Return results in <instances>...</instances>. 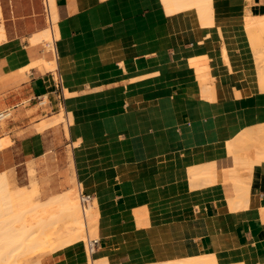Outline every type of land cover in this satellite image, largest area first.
<instances>
[{
	"label": "crops",
	"instance_id": "crops-1",
	"mask_svg": "<svg viewBox=\"0 0 264 264\" xmlns=\"http://www.w3.org/2000/svg\"><path fill=\"white\" fill-rule=\"evenodd\" d=\"M54 2L53 47H27L3 28L0 172L18 161L56 168L45 199L91 178L83 191L96 203L100 241L91 257L102 264H264V42L253 46L244 20L264 17V0ZM28 28L30 39L44 17ZM51 149L54 161L44 156ZM88 257L77 241L40 264Z\"/></svg>",
	"mask_w": 264,
	"mask_h": 264
},
{
	"label": "bare ground",
	"instance_id": "bare-ground-1",
	"mask_svg": "<svg viewBox=\"0 0 264 264\" xmlns=\"http://www.w3.org/2000/svg\"><path fill=\"white\" fill-rule=\"evenodd\" d=\"M184 1V0H183ZM186 1V0H185ZM192 1V0H191ZM199 1V0H198ZM202 1V0H201ZM190 2V1H188ZM195 2V1H194ZM54 0H53V7L55 9V4H54ZM201 3V2H200ZM232 3V2H231ZM199 4V3H198ZM202 4V3H201ZM245 6V5H244ZM46 7H47V11H45V15H46V19L49 23L48 27L34 35H32L30 37L31 42H36L38 40H44V43L47 46H51L53 47V42H54V38L57 37V26H56V20H57V14L55 13L54 15V20H53V16L51 17V12H50V4H49V0H46ZM178 8V7H177ZM205 8V7H204ZM176 9V8H175ZM180 9V8H179ZM211 9V8H209ZM244 11L246 10L243 9ZM210 11V10H209ZM57 12V11H56ZM208 13V12H207ZM212 13V12H211ZM185 14V13H184ZM203 14V13H201ZM247 14V13H244ZM204 15V14H203ZM206 15V12H205ZM0 16H1V11H0ZM242 16V14H241ZM206 17V16H205ZM244 17V16H243ZM201 18V15H200ZM230 18V17H229ZM240 18V17H239ZM218 19V18H217ZM242 20V18H240ZM205 20V19H204ZM231 20V19H230ZM245 20V26L246 25H254L257 28L260 29H264V17H251V16H247ZM207 21V20H206ZM214 21V20H213ZM216 21V20H215ZM233 21V20H232ZM235 21V20H234ZM200 22V21H199ZM203 22V21H202ZM205 22V21H204ZM203 22V25H204ZM212 22V21H209ZM208 22V23H209ZM238 22V21H237ZM213 23V22H212ZM211 23V24H212ZM215 24V23H214ZM212 24V25H214ZM228 24V23H226ZM202 26V23L201 25ZM220 27V26H219ZM53 29L56 30V34L54 36L53 34ZM162 31V30H161ZM4 31H3V26L0 23V41L2 39H4ZM250 36V35H249ZM251 40V43H254V41H252L251 36L249 37ZM259 39V38H257ZM258 43V42H257ZM224 52V51H223ZM226 52V51H225ZM225 56V55H224ZM226 58V57H225ZM204 63V62H202ZM46 67L49 69H55L57 67V64L52 61V62H48L46 64ZM67 69V67L65 66V63L62 62L61 66H60V71L63 72ZM260 71V70H259ZM264 71L261 69L260 73ZM258 72V71H257ZM258 74V73H257ZM262 74V73H261ZM264 75V74H262ZM260 76V75H258ZM262 77V76H261ZM262 81H264V78H261ZM213 90V89H212ZM215 92V91H214ZM227 93V90L226 92ZM227 95V94H226ZM225 95V96H226ZM8 111L2 112V116H0V119L2 118H6L8 116ZM69 116L71 118V115L69 113ZM63 119V118H62ZM68 132V131H67ZM261 136H264L260 133ZM242 136V135H241ZM6 137V136H5ZM254 137V135H251V138ZM2 138V137H1ZM6 138L3 137V140L0 139V147L2 145H4L7 142H9V139H7L5 141ZM79 139V138H78ZM244 140H247L245 138H243ZM256 143L255 139L252 138ZM241 137L239 138L238 142L241 143ZM261 140H264L261 138ZM237 142V141H234ZM237 142V143H238ZM244 142V141H243ZM78 143V142H77ZM232 143V142H231ZM245 143V142H244ZM243 143V144H244ZM229 144V143H228ZM236 144V143H235ZM234 144V146H235ZM243 144L241 146H243ZM247 144V142H246ZM251 144L250 142L248 143V145ZM262 145H264V142L261 143ZM237 145V144H236ZM239 145V144H238ZM246 146V148H248L249 146L251 147V145ZM253 145L255 146L256 144L253 143ZM252 145V146H253ZM260 144L257 143V146L255 147V149L257 147H259ZM260 145V149L264 146ZM240 146V145H239ZM231 147V146H230ZM229 147V148H230ZM245 147V146H244ZM242 148V147H240ZM258 148L259 151L264 152V148H262V150H260ZM233 149H231L232 151ZM256 149L255 153L258 152L260 153ZM262 152L258 155L256 153L255 156H264L262 155ZM257 156V158L259 159V157ZM262 157H260L261 159ZM257 159V160H258ZM259 159V160H260ZM256 160V159H255ZM260 162V161H259ZM211 166V165H210ZM228 166V165H227ZM214 167V165H213ZM226 167V166H225ZM212 168V167H211ZM210 168V169H211ZM8 170V169H7ZM209 170V169H208ZM206 170V171H208ZM29 174L32 173L33 174V168L30 167L29 168ZM75 172V171H74ZM211 172V171H210ZM213 172V171H212ZM215 172V171H214ZM8 173H11L8 171ZM201 174V173H200ZM213 174V173H212ZM12 177V174H10ZM10 175H8L5 171L4 172H0V242L2 243H6L5 244V249L7 248V246H9V248H7V252L9 251L11 253V251L13 252L14 250H16L17 248H21L22 246H26V244L24 243L25 240L27 238L30 239V236L32 235L31 233H33V230L31 229V227L34 226H39L41 229H48V233H55L60 229V231H63L64 233L68 234V240L69 241H81L84 237V235H86V238L90 237L89 234L95 235V237H97V206L96 203H89V205L86 207L85 210L81 209L80 203L78 202L79 200L77 199V197L75 196L74 190H66L63 193H57L54 195H50V197H48V199H46L45 201H42L40 204L35 203L32 201V194L33 193H37L38 190V186H37V182L36 180H31L30 182L32 183V189L31 191H25L23 189V187L21 186H17L13 184V179L10 177ZM31 175V174H30ZM204 175V173H203ZM207 175V173H206ZM205 176V175H204ZM76 177V176H75ZM209 177V174H208ZM33 178V177H32ZM212 179V177H210ZM209 178V180H210ZM35 179V178H34ZM208 179V178H207ZM92 179L89 178L87 180L84 181V183L86 181H91ZM206 180V179H205ZM209 182V181H208ZM15 183V182H14ZM83 183V182H82ZM81 182L77 184V189H78V193L81 190V186H80ZM233 184H234V193H236L235 195L237 196L236 198L243 201L244 199H246V196L248 194L247 191V184L246 181L244 179L241 178H236L233 180ZM94 186H100V183H94ZM249 196V195H248ZM236 199V200H237ZM247 200V199H246ZM226 201V200H225ZM239 202V201H238ZM244 202V201H243ZM231 203V202H230ZM241 203V202H240ZM239 203V204H240ZM246 203V202H245ZM91 204V206H90ZM242 205V204H241ZM90 206V207H89ZM238 207V206H237ZM79 208L81 211V214L79 212ZM48 211V213H47ZM88 211V212H87ZM63 216V225L61 226L62 228H58L57 231L55 230H51V223L53 222V220L57 217V215H61ZM214 220V219H213ZM212 220V221H213ZM205 222V221H204ZM215 224V223H214ZM218 224V223H217ZM218 226V225H217ZM37 227V228H39ZM30 228V229H29ZM39 228V229H40ZM167 228V227H166ZM213 228V227H211ZM40 229V230H41ZM62 229V230H61ZM214 229V228H213ZM218 229V228H217ZM30 230V231H29ZM207 230V229H206ZM211 230V229H208ZM216 230V229H215ZM45 231V230H44ZM29 232V233H28ZM31 232V233H30ZM212 232V231H211ZM42 233L43 232L42 230ZM61 232H59L58 234H60ZM161 233V232H160ZM57 234V235H58ZM145 234V232H144ZM143 234V235H144ZM150 234V233H148ZM166 234V233H165ZM28 235V236H27ZM153 235V234H152ZM162 235V234H161ZM160 235V236H161ZM148 236V235H147ZM164 236V235H163ZM162 236V237H163ZM167 236V235H166ZM26 237V238H25ZM144 237V236H143ZM146 237V236H145ZM150 238V237H149ZM155 239V238H154ZM31 240V239H30ZM28 240V241H30ZM144 240V239H143ZM162 241V240H161ZM215 241V240H214ZM229 241V240H228ZM31 242V241H30ZM29 242V243H30ZM197 243V241H195ZM227 242V241H226ZM27 243V242H26ZM159 243V242H158ZM28 244V243H27ZM164 244V243H163ZM217 244V243H215ZM3 244H0V249H3ZM12 245H16L15 247H12ZM222 245V244H221ZM2 246V247H1ZM11 246V248H10ZM159 248H161V246L159 245ZM157 249V248H156ZM164 250V249H163ZM5 251V252H6ZM165 252V251H164ZM3 255H0V264H15L16 263V259L15 258H11L12 255H10V253L5 254L2 251ZM95 254V253H94ZM93 254V255H94ZM160 255V254H159ZM96 257V256H95ZM160 257V256H158ZM170 258V257H169ZM203 259L198 262L199 264H216L214 262L213 259H211L208 256L202 257ZM88 262L89 264H102L103 260H93L91 256H89L88 258ZM103 259V258H102ZM179 260V259H178ZM173 261V260H172ZM177 261V260H176ZM180 261V260H179ZM182 261V259H181ZM180 261V262H181ZM167 261H165L166 263ZM244 262V261H243ZM157 263V261H156ZM163 262H161L162 264ZM173 263V262H172ZM160 264V263H159ZM174 264V263H173ZM176 264V263H175ZM181 264V263H180Z\"/></svg>",
	"mask_w": 264,
	"mask_h": 264
},
{
	"label": "rangeland",
	"instance_id": "rangeland-1",
	"mask_svg": "<svg viewBox=\"0 0 264 264\" xmlns=\"http://www.w3.org/2000/svg\"><path fill=\"white\" fill-rule=\"evenodd\" d=\"M34 1L35 0H0V6H1L0 23L3 25L4 31H5V29H11L13 31L12 36L13 37L18 36L19 38H21L25 42V44H27V47H34V48L40 47V49L42 50L44 48H47V47H45V43L43 41H39L36 45L32 46L30 39H29L28 25H29V23L33 22L34 19H38V17L39 18L44 17L45 27H48L49 23L46 19V15H45L46 12L44 11L42 6H40L39 9H35V10L32 9L31 4ZM49 3H50L51 17L53 16L52 18L54 20L55 9L53 7V0H49ZM246 28L248 30L249 35L251 36L252 41H254V43H252V44L255 48L258 46V44L264 42V29L257 28L256 26H254L252 24L246 25ZM16 30L17 31L20 30L21 33L19 35H15V33L17 32ZM257 38H259V39H257ZM5 39H6V33H5V38L3 40H5ZM256 53H257L258 61L259 62L264 61V53H261V52L260 53L256 52ZM262 64H264V63H262ZM57 83L59 84L58 80H57ZM59 90H60V86H59ZM57 92H59V91H57ZM60 114H61L60 118L62 120L61 122L64 126L65 133L67 134L68 133V132H66L67 131V124H66L67 121L65 119V116L63 115L62 110L60 111ZM40 118L42 119V117H40ZM62 118H64L65 121ZM69 122L72 126L73 125L72 120H69ZM62 124H59V125L62 126ZM76 144H77V139L75 137L73 139V145H76ZM67 149H68L67 150V152H68L69 147H67ZM57 154H58V151L51 149L44 156H51L52 160L54 161ZM29 162H32V161H29ZM29 162H26L25 165L23 166V164L20 161H18L17 163H12L9 167H7L3 170H7V169L11 170L12 175H13V184L17 185V186L20 185L27 192L31 191V189H32V185H31L32 183L30 182L32 179L33 180H35V179L37 180V178L41 179L42 182H40V184L38 182L39 191L36 194L35 193L32 194V201L40 204L42 201L46 200L45 198H46L47 194H49L48 193L49 190L47 189V186H49L50 180L48 177L53 172L56 171V168L52 169V168L46 167V165H41V163H39V162H35V163L32 162V164L36 168V171H34L33 174L30 173L31 174L30 175L29 174V172H30L29 166L27 167V164ZM54 166H56V165H54ZM30 178H32V179H30ZM80 186H81V190L85 189L84 181H83V183L81 182ZM92 188L95 190L94 186ZM69 189L74 190L75 196L78 199L77 184L74 183L73 186L70 187ZM65 191H63V192H65ZM63 192H61V193H63ZM90 206H91V204H90ZM79 212L81 214L80 208H79ZM47 213H48V211H47ZM63 221L64 220H63L62 214L57 215V217L51 223V226H50L51 230L57 231L59 227L62 228L61 226L63 225ZM37 227H39V226H36V227L34 226V228H33V226L31 227V229L33 230V233L30 232L32 234L30 236L31 240L29 238H27L25 240L24 243L26 244V246L24 245L21 248L19 247L16 250H14L13 252L11 251V253L9 251L8 252L6 251L7 248H9V246H7V248L5 249L6 243L0 242V244H3L2 245L3 249L2 248L0 249V255H3L2 251L7 255H8V253H10V255H12L11 258L14 256L13 258L16 259L15 264H40V259H42L45 255L49 254L54 249H57L59 247H62V246H65L67 244L74 242V241H69L68 240V238H69L68 234L64 233L63 231H60V229L55 234V233H48V229H43V228L41 229L39 227L41 229L40 230ZM42 230L45 233H42ZM59 232H61V233L58 234ZM89 236L95 237V235H92V234H89ZM28 240H30L31 242ZM85 240H86V235H84L83 239L81 240L84 244V247H85ZM15 246L12 245V247H15ZM10 248H11V246H10ZM202 259L203 258L201 257V258L195 260V262H193L191 264H199L198 262H200Z\"/></svg>",
	"mask_w": 264,
	"mask_h": 264
},
{
	"label": "built area",
	"instance_id": "built-area-1",
	"mask_svg": "<svg viewBox=\"0 0 264 264\" xmlns=\"http://www.w3.org/2000/svg\"><path fill=\"white\" fill-rule=\"evenodd\" d=\"M42 5H43L44 11H47L46 0H42ZM60 89H61V86H60ZM0 116H2V112H0ZM78 200H79L81 209L85 210L86 207L89 205V203H91L92 201V195L84 192L83 190H80L78 193ZM99 242L100 241L98 237L86 238L85 248L89 256H92L95 253V251L98 249Z\"/></svg>",
	"mask_w": 264,
	"mask_h": 264
}]
</instances>
